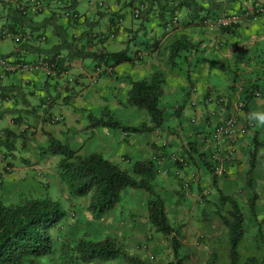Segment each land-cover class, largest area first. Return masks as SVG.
<instances>
[{
    "label": "crops",
    "instance_id": "0c3cea01",
    "mask_svg": "<svg viewBox=\"0 0 264 264\" xmlns=\"http://www.w3.org/2000/svg\"><path fill=\"white\" fill-rule=\"evenodd\" d=\"M24 1L27 0H0V30L7 28L12 32L32 33L29 40L8 52L0 47V54L18 53L31 61L49 59L58 52L54 47L66 37L79 46L85 44L91 51L127 49L133 60L113 67L112 74H104L96 82L91 77L95 63L89 58H74L64 62L63 75L59 78H49L37 70L9 74L0 83L4 97L0 105V136L6 138L4 129L9 128L13 132L9 136L15 141L14 149L8 154L2 153L5 150L0 145L3 201L14 202L25 197L22 192L27 187L23 181H31L30 184L40 187L45 178L50 185L53 172L58 176V170L52 169L51 154L47 152L50 137L68 145L73 141L81 155L98 151L128 169L137 160L154 158L156 150L163 158L162 138L156 137L157 131L126 133L95 126L90 118L83 121L88 114L95 116L96 108L103 113V109L110 111L109 108L129 106L127 96L131 81L148 77L155 71H162L166 78L161 103L169 102L170 107L182 109L175 117L177 122L172 121L174 127L166 124L165 133L174 131V135L170 134L173 141L179 135L186 140L185 147L195 146L196 150L191 152L193 159L186 170L199 173L200 184L206 191L215 185L213 179L220 177L213 178L208 174L204 159L205 153L212 157L213 153L221 151L206 142L211 128L231 115H237L243 125L249 111L260 107L264 110L263 95L250 97L246 106L239 107L253 84H258V89L264 93V12L257 11L258 4L264 7V0H104L106 8L90 5L88 0H40L42 9L39 13L22 17L16 4ZM139 2H145L147 8L142 18L136 19L133 10ZM68 7L80 13L81 18L74 20L66 16ZM233 14L238 16V21L227 28L212 20L218 15ZM115 15L123 17L124 23L110 37ZM42 33L47 35L46 41L35 40ZM93 33L106 37L95 38ZM6 39L11 38L3 40ZM174 45L180 47V51L175 59H171ZM68 52L64 48L59 55L63 57ZM69 62H81L86 71L81 72ZM73 74L76 79L70 84L67 77ZM46 95L52 97V102L43 112L40 103ZM209 97H213L211 102L207 100ZM46 113L63 114L65 121L53 124L45 117ZM144 121H149L148 114ZM251 128L256 133L259 131ZM228 147L226 144L222 150L226 151ZM3 156H9L8 160H1ZM19 157L22 164H27L18 165ZM235 158L227 164L229 175L234 170ZM7 162L14 166L12 172L6 170ZM175 166L165 157L160 165L155 182L163 196L169 189L179 187L173 176ZM34 177L38 180H33ZM56 181L63 193H67L58 177ZM118 208L119 212L123 210Z\"/></svg>",
    "mask_w": 264,
    "mask_h": 264
},
{
    "label": "trees",
    "instance_id": "16d2710c",
    "mask_svg": "<svg viewBox=\"0 0 264 264\" xmlns=\"http://www.w3.org/2000/svg\"><path fill=\"white\" fill-rule=\"evenodd\" d=\"M68 9L72 8L68 7ZM17 12L22 17L28 16L18 10ZM142 16L143 14L137 19L142 18ZM63 39L62 43L54 47L58 52L56 51L51 56V58H54L59 54L61 55L60 52L64 48L69 51L58 60V66L61 71L64 62L74 58L82 60L89 58L95 63L94 66L102 64L110 67L133 60L127 49L115 52L91 51L85 44L79 46L73 40H68L66 37ZM179 51L180 47L174 45L171 59H175ZM165 84L166 78L162 71H155L148 77L131 81L127 104L136 107L138 110L146 111L149 121H144L139 125H127L111 115L108 110H105L100 117L88 114L89 118L95 126L110 127L126 133L158 131L164 128L166 123L165 111L161 105L165 94ZM258 88V84H253L251 89L247 91L248 94L246 100H244L245 106L246 101L250 97H257L256 93L259 92L264 96V93ZM178 112L180 113V111ZM244 125H246L247 131L252 127L249 125L248 120ZM4 130L6 138L1 139L0 136V145L4 150H12L14 149L15 141L9 135L10 133L13 134V132L9 128ZM256 143L258 146L259 143L257 141ZM234 144L236 145V141ZM193 150L195 151L196 148L191 145V147H184V150L180 153L188 156V160H191L194 156L191 153ZM228 151L227 148L223 154ZM236 151L237 148L230 158L225 161V171L222 174L227 171V164L232 157L234 158ZM47 152L51 155L61 156L57 165L58 175L69 197L76 199V197H85L91 194L88 208L97 216L105 215L115 209L121 202L122 192L126 188L144 190L149 195L146 202L149 223L157 232L169 238L173 252V259L169 264L183 263V259L180 256L182 245L181 228L171 223L167 211L166 198L156 189L155 180L160 172V164L155 158L160 157L159 155L156 154L155 158L149 160H137L128 169L111 161L98 151H93L87 155L78 154V150L52 137L49 138ZM204 155L207 170L215 176H219L220 174L215 173L214 170L215 159L208 153ZM254 160L255 155L253 154L247 173V183L251 192L247 206L249 212L251 211L253 217L256 218L258 192L254 185V170L256 168ZM196 176L198 180L191 177L188 179L187 185V178L178 176L181 184L179 186L186 191L192 188V193L198 194L200 199L203 197L204 192L208 191L205 190L204 186H201L199 175L197 174ZM216 184L215 186H217ZM219 193L224 200L231 204L228 214L219 213L222 222L228 229L229 261L227 264H240V245L246 233V216L242 205L236 198L224 195L221 190ZM64 214L65 211L62 209L61 202L54 200L50 196H25L14 202H5L0 199V264H45L42 262V258L55 252L54 237L51 229L62 219ZM258 234L264 247V233L261 228ZM144 246H147V244H144ZM62 252L71 260L86 264L95 261H110L117 258H123L129 264H143L131 256L121 246L118 239L112 236L96 241L88 233H84L75 241L74 245L68 244L66 247L64 245ZM216 259L215 254L208 264H216ZM243 264H264V253L262 256L251 255L247 257Z\"/></svg>",
    "mask_w": 264,
    "mask_h": 264
},
{
    "label": "rangeland",
    "instance_id": "374dc122",
    "mask_svg": "<svg viewBox=\"0 0 264 264\" xmlns=\"http://www.w3.org/2000/svg\"><path fill=\"white\" fill-rule=\"evenodd\" d=\"M17 46L18 44L11 39L3 40L0 43L1 49L5 52ZM168 103L163 102L161 104L166 117L165 127L162 129L163 132L159 130L155 134L157 138H162V150L165 152L163 158L165 157L167 160L172 161L168 158V153L170 151L182 152L187 142L180 138L179 135H176V141H173V138H170V134L174 135V131H171L170 134H167L169 132L165 133L166 124L169 127H174L172 121L177 122L175 118L178 115L177 112L182 110L178 106L170 107ZM103 110L105 111L106 109ZM109 110L111 115L125 123L132 122L133 125L141 124L147 117V112L137 110L130 105L123 106L120 109L109 108ZM259 110H262V108L260 107ZM94 113L97 116H102L103 114L97 108L94 109ZM88 119L89 115L83 121L87 122ZM258 130L256 133L250 128L247 135L237 137L236 141L238 144L236 146L238 147V152L234 155V158L236 155L237 157L235 158L236 163L233 164L234 170L232 174L229 175V172L226 171L224 174L219 175L220 178L213 179L217 186L214 185L209 188L208 192H204L203 197L200 199L198 194L192 193V188L186 191L180 187V179L175 172L173 173L174 180L180 186L169 189L168 193H165V198L171 223L181 228L182 245L180 256L183 259L182 264H208L215 254L217 257L216 264L228 263V229L222 222L219 213L228 214L231 204L223 199V196L219 193L220 190L224 195L236 198L242 205L246 216V233L240 245V264H243L245 259L251 255L262 256L264 253L261 237L258 234L260 228L264 233V129ZM256 141L259 143L258 146ZM69 145L73 149L78 148V145L73 141L69 142ZM242 150L244 151L242 152ZM254 151L256 152L254 153ZM8 152L9 150H5L2 153L8 154ZM157 152L158 150L155 151L156 154ZM253 154L255 155L254 161L256 165L254 185L258 192L256 218L253 217L251 211L249 212L247 206L249 194L251 193L247 183V173ZM60 159V155L50 156L54 171L58 170L57 165ZM192 159L188 162L186 169L190 166ZM1 160L4 161L5 159L2 158ZM22 163L23 161L19 157L17 160L18 165L27 164L26 162ZM186 169L185 175L193 176L198 180L196 176L197 174L199 175L198 172L195 171L196 174ZM35 174L36 176L39 175L38 173ZM208 174H212V177L215 176L210 171H208ZM57 177L60 179L59 175L56 176L55 172H53V175H50V185L48 179L45 178V180L41 181L42 185L40 187L30 184L32 183L31 181L30 183L29 181H23L24 187H27V189L22 194L29 197L50 196L54 200L60 201L62 209L65 211L62 219L51 229L54 237L55 252L42 258L43 263L86 264L71 260L62 252L64 245L65 247L68 244L74 245L75 241L84 233H88L96 241L102 240L107 236L117 238L121 246L143 264H169L173 259L169 238L157 232L148 221L146 202L149 195L144 190L126 188L122 192L123 198L117 208L105 215L97 216L88 208L91 194L85 197H76V199L70 198L67 193H63L56 181ZM33 180L37 181L38 177ZM23 182H21L22 186ZM1 189L0 199L3 200L4 193ZM22 194L19 196H22ZM118 207L123 210L119 212ZM130 207L132 208L129 212ZM144 244H147V246L143 247ZM89 264H129V262L123 258H117L110 261H95Z\"/></svg>",
    "mask_w": 264,
    "mask_h": 264
},
{
    "label": "built area",
    "instance_id": "2783aa9c",
    "mask_svg": "<svg viewBox=\"0 0 264 264\" xmlns=\"http://www.w3.org/2000/svg\"><path fill=\"white\" fill-rule=\"evenodd\" d=\"M90 4H99L100 6H104L105 2L102 0H89ZM145 8V4L140 3L133 12L135 18H139L142 15V12ZM16 9L24 15H34L41 11L42 4L40 0H27L21 3L16 4ZM259 12H264V7L258 8ZM66 15L74 20H78L80 18L79 14L73 10H68ZM215 23L222 27L227 28L230 27L233 23L238 21V16L233 14L230 16H223L219 15L212 19ZM123 23V18L118 17L116 18L115 28L120 26ZM114 32H111V36H114ZM98 37H104V35H94ZM30 37V34L27 33H19V32H12L9 31L7 28L0 30V42L5 38H11L17 44L23 43L27 38ZM47 39L46 34H41L38 36L39 41H45ZM59 56L51 59H44L39 61H31L24 57L22 54H14V55H5L0 54V83L4 81L9 74H16V73H27L33 71H43L45 76L49 78H59L61 77L62 71L58 66ZM78 68L81 72L86 71V68L83 64H78ZM112 72L111 67L106 66H94L91 77L94 82H96L103 74H110ZM76 77L74 75H69L67 77L68 82L72 84L75 81ZM257 97H261V93H256ZM4 97L0 91V105L2 104ZM209 102L213 100V97H209L207 99ZM52 102V97L50 95H46L43 102L40 103V107L43 112L48 110L50 104ZM245 106V102L241 101L239 103V107L243 108ZM45 117L53 124L55 123H62L65 121V115L63 114H56V113H46L44 114ZM193 122L196 120L193 119ZM250 125V124H249ZM247 127L246 125H242L240 123L239 117L237 115H231L226 117L222 121H219L213 125L210 130L209 136L206 139V142L210 145L218 147V152L213 153L212 157L215 159L216 164L214 165L215 173L222 174L225 171V161L230 158V156L235 152L236 145L234 144L237 137L247 135ZM229 145L228 152L223 154V146ZM154 157L157 159L156 161L158 164H162L164 158L161 157ZM168 158L172 160L177 166L175 169V173L178 176H183L186 179V185L189 182V178L191 176L185 175V169L188 165V156L178 153L176 151H170L168 153ZM9 170L11 167L7 166ZM193 177V176H192ZM146 247V246H144Z\"/></svg>",
    "mask_w": 264,
    "mask_h": 264
},
{
    "label": "clouds",
    "instance_id": "9594fccd",
    "mask_svg": "<svg viewBox=\"0 0 264 264\" xmlns=\"http://www.w3.org/2000/svg\"><path fill=\"white\" fill-rule=\"evenodd\" d=\"M102 1H104V0H102ZM105 2V5L104 6H100L99 4H95L96 6H99V7H104V8H106L107 7V3H106V1H104ZM88 3H89V0H88ZM140 3H143V4H145V8H144V10H143V12H142V14H144V12H145V10H146V8H147V5H146V3L145 2H139L137 5H136V7L140 4ZM90 4V3H89ZM90 5H93V4H90ZM135 7V8H136ZM259 7H262L263 8V6L261 5V4H258L257 5V11H258V8ZM134 8V9H135ZM68 10H73V11H75L74 9H67L66 10V12L68 11ZM66 12H65V15H66ZM76 13H78L77 11H75ZM133 12H134V10H133ZM259 12V11H258ZM39 13V12H38ZM259 13H263V12H259ZM79 14V16H80V18H81V14L80 13H78ZM35 15V14H34ZM28 16H32V15H28ZM67 16V15H66ZM134 16V15H133ZM219 16V15H218ZM118 17H121V16H119V15H115L114 17H113V24H112V28H111V31H110V33H109V36L110 37H113V36H111V32H116V30H117V28L119 27H116V29H115V31H114V28H115V22H116V18H118ZM217 17V16H216ZM79 18V19H80ZM123 18V17H122ZM215 18V17H214ZM213 18V19H214ZM78 19V20H79ZM137 19V18H136ZM175 19H177V17H175ZM175 22H176V20H175ZM123 23H124V18H123ZM122 23V24H123ZM121 24V25H122ZM19 33H25V32H19ZM27 34H30V33H27ZM42 34H45V33H42ZM96 33H93L92 34V36L93 37H95V38H99V39H104L105 37H106V35H104V34H98V35H104V37H96V36H94ZM39 35H41V34H38L37 36H36V39L35 40H37V41H39L38 40V36ZM97 35V34H96ZM115 35V34H114ZM32 36V34H30V37ZM14 41V40H13ZM46 41V40H45ZM24 42H26V40L24 41ZM40 42H44V41H40ZM16 43V42H15ZM21 44H23V43H20V44H18V45H21ZM5 55H14V54H5ZM59 56V58H61V56L60 55H57L56 57H58ZM55 58V57H54ZM49 59H51V58H49ZM81 63V62H80ZM80 63H77V62H70L69 64L70 65H72V66H77L78 67V64H80ZM82 64V63H81ZM84 65V64H83ZM95 66H97V65H95ZM100 66H106V65H100ZM106 67H110V66H106ZM86 68V67H85ZM93 68H94V66H93ZM93 68H92V70H93ZM111 69H112V72H113V67H111ZM112 72L110 73V74H112ZM74 75V74H73ZM104 75V74H103ZM102 75V76H103ZM101 76V77H102ZM1 91V90H0ZM2 93V92H1ZM2 95H3V93H2ZM246 119L248 120V122H249V124L252 126V127H254V128H257V129H264V110H251V111H249L247 114H246ZM8 157L9 156H3L2 158H4L6 161L8 160ZM4 160V161H5ZM7 166H9V167H11V170H9L8 169V167ZM5 167H6V170L8 171V172H12L13 170H14V166L11 164V162H7L6 164H5Z\"/></svg>",
    "mask_w": 264,
    "mask_h": 264
}]
</instances>
